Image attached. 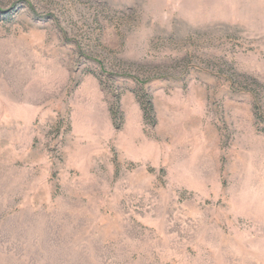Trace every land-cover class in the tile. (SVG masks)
Masks as SVG:
<instances>
[{
	"label": "rangeland",
	"instance_id": "rangeland-1",
	"mask_svg": "<svg viewBox=\"0 0 264 264\" xmlns=\"http://www.w3.org/2000/svg\"><path fill=\"white\" fill-rule=\"evenodd\" d=\"M0 264H264V0H0Z\"/></svg>",
	"mask_w": 264,
	"mask_h": 264
}]
</instances>
